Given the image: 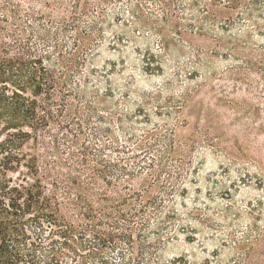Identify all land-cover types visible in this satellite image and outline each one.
I'll list each match as a JSON object with an SVG mask.
<instances>
[{
    "label": "trees",
    "instance_id": "1",
    "mask_svg": "<svg viewBox=\"0 0 264 264\" xmlns=\"http://www.w3.org/2000/svg\"><path fill=\"white\" fill-rule=\"evenodd\" d=\"M22 5L0 0V264H245L262 236L256 222L250 238L233 242L227 263L221 249L199 261L162 256L180 235L197 240L193 221H208L185 204L191 149L167 120L169 108L162 124L152 121L148 106L161 88L129 112L110 89L117 63L111 71L93 61L105 45L124 71L131 47L134 71H173L163 80L169 88L180 68L168 67L167 55L186 34L214 40L215 51L233 60L243 49L264 53V41L255 43L264 39V0H69L59 18ZM241 63L264 78L263 66ZM53 150L57 160L46 158ZM137 178L144 183L135 190Z\"/></svg>",
    "mask_w": 264,
    "mask_h": 264
},
{
    "label": "rangeland",
    "instance_id": "2",
    "mask_svg": "<svg viewBox=\"0 0 264 264\" xmlns=\"http://www.w3.org/2000/svg\"><path fill=\"white\" fill-rule=\"evenodd\" d=\"M16 1L23 7L59 18L65 16L64 7L69 0H60L61 5L54 9L44 8L42 2L48 0ZM119 7L125 9V3L120 2ZM106 32L109 34L108 29ZM255 40L256 44L264 41ZM155 42L154 37L148 40L151 46H155ZM146 43L140 41L139 45ZM182 43L179 49L173 48L167 55L168 67L177 64L180 68L179 81L169 88H162L163 80L172 76L173 71L163 77L141 75L133 69L135 55L131 47L125 55L124 71H120L118 53L105 45L93 61L97 69L110 68L112 63H117L110 77V89L113 101L129 112L141 104L144 94L161 88L160 97L148 106L152 121L162 124V119L166 118L159 116H164L169 108L167 120L176 124L177 136L191 149V174L186 183L185 204L188 210L197 208L201 218L208 221L202 224L193 221L191 227L197 233V240L190 243L180 235L165 246L162 256L171 258L187 254L199 261L221 249L219 260L227 263L235 258L233 242L250 238L256 222L262 236L251 245L245 264H264V78L257 70L240 68L244 59L264 67V53L255 47L243 49L233 60L225 58L221 52L218 54L215 51L218 45L210 38L186 34ZM131 76L134 77L132 83L128 80ZM105 87L107 84L103 83L100 90L104 91ZM108 102L110 100L107 105ZM156 109L162 110L160 114H155ZM50 130L58 132L57 128ZM44 141L50 142L48 136ZM47 148L51 149L52 145ZM37 150L46 155L44 147L37 146ZM46 158L57 160L55 151ZM143 183L142 178L131 182L135 190ZM258 214V220H253ZM221 232L228 240L224 248L220 245L223 237L218 233Z\"/></svg>",
    "mask_w": 264,
    "mask_h": 264
}]
</instances>
